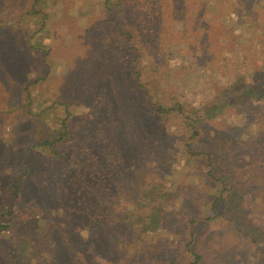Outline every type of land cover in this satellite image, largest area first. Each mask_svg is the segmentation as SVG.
I'll use <instances>...</instances> for the list:
<instances>
[{
  "label": "trees",
  "instance_id": "1",
  "mask_svg": "<svg viewBox=\"0 0 264 264\" xmlns=\"http://www.w3.org/2000/svg\"><path fill=\"white\" fill-rule=\"evenodd\" d=\"M25 2L30 3L25 16L30 23L35 17L40 18L43 32L48 18L41 9L45 0H0V10L19 9ZM204 4L208 14L201 18L198 13ZM102 7L103 17L86 28V50L73 64L76 75L73 80L68 79V91L57 90L50 98L47 92L38 94V103L33 106L32 91L50 77L46 62L50 50L44 43L47 35L45 39L38 38L37 32L31 38L24 36L22 45L29 61L21 64V74L29 76L33 70L39 71L28 82L21 83L19 67L12 65V57L8 56L2 65L7 70L0 77L5 90L6 86L18 87L16 91L28 102L19 105L26 107V120L31 123L28 130L33 136V141L23 140L21 144L25 150L22 166L26 167V157L32 155L58 158L64 162L66 174H70L67 178L70 185L45 187L32 198L39 214L35 215L32 207L23 214L17 206L22 195L19 185L25 184L28 173L25 170L19 174L12 186V202H0V234L15 236L20 252L13 253L9 247L0 246V264H32L35 249H47L46 259L53 264H120L121 260L123 263L131 258L134 264L138 252L144 248L162 261V255L172 253L169 250L161 253L166 247L162 234L171 230L175 222L167 211L174 191L161 179L164 172L173 168L177 153L193 162H202L203 179L210 181L212 189L211 195L206 194L210 202L205 211L207 216L185 218L181 226L183 235H174L177 246H182L175 255L180 264L202 263L201 253L196 249L200 246L199 227H210L219 221L226 222L231 234L243 233L229 212H225L226 202L235 200L232 191L238 192L239 200L249 192L257 205L263 199L258 206L264 212L263 134L253 135L245 142L240 138L221 140L223 145L232 147L218 161L214 153L195 149L201 138L209 134V123L216 121L227 107H247L264 100V79L198 114L179 99H166L160 88L171 69L175 47H186L198 67L206 66L221 52L216 47L224 39L221 21L228 19L235 26L238 22L252 30L264 22L262 15L256 17V13L264 14V0H104ZM13 78L18 79L15 86ZM63 97L68 102H62ZM85 104L84 112L89 118L84 134L96 153L88 160L89 172L62 156V149L74 137L71 123L83 116L79 113L75 119L71 110L78 113ZM262 110L259 108L256 117H250L249 124H258L264 130ZM172 116L180 124V132L176 134L165 126ZM95 162L106 169H98ZM104 172H110L111 176L103 177ZM80 177H89L93 187L96 180H101L91 201L75 189L74 181ZM243 179L247 183L241 184ZM254 188L255 191L251 190ZM243 234L264 258L256 236ZM257 237L264 239L260 234Z\"/></svg>",
  "mask_w": 264,
  "mask_h": 264
},
{
  "label": "rangeland",
  "instance_id": "2",
  "mask_svg": "<svg viewBox=\"0 0 264 264\" xmlns=\"http://www.w3.org/2000/svg\"><path fill=\"white\" fill-rule=\"evenodd\" d=\"M103 1L45 0L41 6V9L48 14L43 28L44 33L40 31V18L35 17L34 21L30 23L25 16L30 3L25 2L19 9H9V11L2 8L0 10V77L6 74L7 70L4 71L2 65L4 66L8 56L12 57L14 61L12 65L16 64L17 68L19 67L20 73L18 74H20L21 83L28 82L29 77H33L35 73L39 72L35 69L29 76L21 74L23 70L21 64L23 61H29L22 41H24V36L31 38V34L37 32V37L40 39H45V35L49 36L44 43L50 50L46 60L50 77L47 82L40 83L38 88L32 91V94L34 93L33 106L38 103V94L43 95L47 92L50 98L57 90L59 93H61L60 90L68 91L69 80H73L72 78L76 75L72 69L73 64L77 57L84 56L86 50L87 45L84 43L86 28L103 17ZM207 14V5H201L198 15L202 18ZM261 15L264 18V14L256 13L257 18ZM21 16L24 17L20 19ZM244 27L238 22L235 26L228 19L221 21L220 29L224 33V39L218 41L216 45L217 50L220 49L219 52H221L215 59H210L206 66L198 67L186 47H175L170 62L171 69L164 79L166 82L162 83L160 87L166 99H179L198 114L209 105H221L227 96L245 90L247 86L256 81L262 82L261 80L264 79V22L259 23L252 30ZM11 80H13L12 86L18 84L17 78ZM15 88L18 87L13 89V87L6 86V91L0 78V202L9 204L12 202L10 195L13 183L20 173L27 170L25 184L19 185L22 195L20 199L18 198V211L25 214L27 208L32 207L34 214L37 215L39 210L34 207L35 203L32 198L48 186L49 189L69 186L70 182L67 178L70 174L69 172L66 174L62 160L48 156L45 158L40 155L28 156L25 161L26 167L22 166L25 150L22 149L21 144L23 140L33 141V136L31 137V132L28 130L31 123L26 120L24 113L26 107H19V105L28 102ZM63 98L62 102H68L67 98ZM172 103L174 105V102ZM258 107L264 111V100L247 107L230 105L225 112L217 117L216 121L209 123V134L207 137L201 138L200 145H196L195 149H205L214 153V157L218 161L223 155L229 154V148L232 147L223 145L221 140L240 138L245 142L253 135H264V130L260 125L249 124V120H252L250 117H256L255 112L259 109ZM85 109L86 104L79 109L78 113L71 110L75 119L79 113H83V116L71 123L74 137L62 149V156L65 161L76 162L80 169L86 168V172H89L88 160L96 153L93 152L91 140L88 141V137L84 134L87 129V118H89L84 112ZM178 121L173 116L169 117L165 126L169 131L175 134L179 133L180 124ZM186 158L181 153H177L172 161L173 168L164 172L161 179L165 186H171L172 192L174 191L173 195H170L171 201L167 211L175 223L172 224L171 230L162 234L166 247L160 250L161 253L172 251L171 254L162 255L165 264H173L175 260L177 264L181 263L175 255L180 252L182 246L181 244L177 246L174 235L183 233L181 226L185 218L196 216L205 218L207 216L205 211L210 202H208L206 194L211 195L210 193H212L210 181L206 182L203 179L205 169L202 162H193ZM95 165L98 166V169H106L97 162ZM63 174H66L65 179L62 177ZM105 176L108 178L111 173L104 172L103 177ZM90 181L89 177H80L79 180L74 181L75 185L73 184L80 196L89 201L94 195H97L94 193L101 183L100 179L96 180L93 187L90 185ZM246 181L243 179L240 180V183ZM248 183L251 184L250 181ZM251 190L255 191V188ZM231 194L235 200L226 202L225 212H229V216L236 221L239 231L242 230L243 233L256 236L260 249L264 250V239L257 237L259 234L264 236V212L258 206L263 199L260 198L262 200H259L257 205L256 200L249 196V192L246 193L248 196L245 194L243 200H239L238 192L236 194L235 191H232ZM172 196L175 198L173 199ZM186 198L188 200L184 201ZM51 208L52 204L49 211ZM219 211H223V208H219ZM225 225L226 222L218 221L210 227L197 229L199 239L197 244L200 246H196V249L202 256L201 264H264V258L254 247L252 241L245 238L243 233L236 234V236L231 234ZM14 237L13 235L7 237L0 234V246L5 245L13 253H19L20 250L17 251ZM48 245L50 243H47L46 246L48 247ZM1 249L2 247H0ZM46 250L35 249L32 252V264H53L46 259V255H48ZM158 259L157 254L144 248L140 253L138 252L134 264H164L163 260L159 261ZM133 262L134 260L131 258L128 262L122 263L121 260L120 264H133Z\"/></svg>",
  "mask_w": 264,
  "mask_h": 264
}]
</instances>
